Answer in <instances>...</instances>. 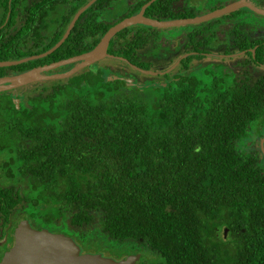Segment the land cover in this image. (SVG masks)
Listing matches in <instances>:
<instances>
[{"label": "trees", "instance_id": "obj_1", "mask_svg": "<svg viewBox=\"0 0 264 264\" xmlns=\"http://www.w3.org/2000/svg\"><path fill=\"white\" fill-rule=\"evenodd\" d=\"M87 1L38 0L15 11L14 1L4 0L0 62L46 51ZM147 1L137 0L128 15ZM101 2L77 16L53 51L1 66L0 77L90 50L108 28L98 20ZM195 2L153 0L143 15L194 17L221 5L210 2L199 13ZM243 9L219 15L238 18L226 24L224 34L214 31L217 16L179 35L180 43L166 53L158 50L159 28L130 25L115 33L107 54L156 72L147 73L148 86L108 80L100 68L94 72L86 66L64 78L14 88L17 96L10 93L14 89L1 91L3 212L32 215L40 203L44 225L77 244L95 239L105 247L157 254L140 264H264V156L258 148L264 73L250 68L264 64V35L245 30V18L238 17ZM217 36L226 43L218 54L240 56L237 72L198 62L209 56Z\"/></svg>", "mask_w": 264, "mask_h": 264}, {"label": "water", "instance_id": "obj_2", "mask_svg": "<svg viewBox=\"0 0 264 264\" xmlns=\"http://www.w3.org/2000/svg\"><path fill=\"white\" fill-rule=\"evenodd\" d=\"M93 1L94 0H89L76 11L62 37L46 51L15 61L0 62V67L14 65L32 58H39L53 51L67 36L77 16ZM152 1L153 0H148L141 5L135 14L124 17L108 27L94 47H92L90 50L46 65L36 66L14 75L0 77V92L14 89L40 79L45 80L50 78H64L78 71L79 69L92 64L96 60H99L103 57H113L112 55L106 53L108 41L115 33L133 24H142L156 28L181 26L184 24H194L210 20L219 15L226 14L239 8H246L256 13L264 14L263 9L251 5L246 0H235L222 7L194 17L156 20L145 17L142 14L144 8ZM72 62H76V64L66 71L51 75L41 74L44 71ZM133 68L138 69L136 67ZM140 71L148 74H156V72L151 71ZM166 71L167 70L159 71L158 73L161 74ZM126 84L130 85V83L127 81ZM224 234L225 229H223V235ZM13 235L15 237V245L5 251L0 259V264H133L134 260L137 258L136 255H129L119 259H113L101 253L82 252L79 245L69 235H66L62 232H50L44 228L39 230L33 229L25 220L20 221L14 227Z\"/></svg>", "mask_w": 264, "mask_h": 264}, {"label": "rangeland", "instance_id": "obj_3", "mask_svg": "<svg viewBox=\"0 0 264 264\" xmlns=\"http://www.w3.org/2000/svg\"><path fill=\"white\" fill-rule=\"evenodd\" d=\"M195 1H196L195 2V4H196L195 8L199 13H202L203 12L202 10L208 6V3H210L208 1L203 2V0H195ZM250 1L252 2V4H256L257 6H259L258 8H261V9H262V7L264 8V4H262L261 2L257 3L256 0H250ZM205 4H206V6H205ZM198 5H200V6H198ZM117 9H120V8H117ZM243 10L244 11L240 15H238V17L248 16V18H246V25L244 26V28H246L245 30H248L247 32L250 34H256V33L262 34V32L264 31V14L254 13V11H251V10L245 9V8ZM119 12H120V10L113 11V12H110L108 10V11H106V13L103 12V14L99 15L98 20L100 19V20H105L107 22H111L117 17L115 15H118ZM223 18L224 17H218L217 19H219V20H217V22H219V23H217L213 26V28H215V31L221 32V34H224L226 31V27H224V25L221 24V22L228 21V22L233 23V22L238 20V18L236 16L232 17V18L226 17L224 20H222ZM249 19H250V21L254 20V22L259 23V27H261L260 30H262V31L259 30V32H254L253 31L254 26L251 24V22L249 23V26L247 24ZM200 25H201V23H194V24H184V25L176 26V27L159 28V35H161V38H160V40H161L160 41V47L161 48L158 50L162 51L163 53L168 52L169 50L173 49V47H175L176 45H178L180 43V42H178V36L179 35H184L191 28H197ZM50 27H51V24L49 25L48 28H50ZM211 30H212V28H211ZM204 33H206V32H204ZM164 38L165 39L167 38V40H169V42H166V43L162 42L164 40ZM211 45H212L211 51H208L209 56H207V55L201 56L200 61H198L200 64H205V65L209 64L210 67H215L216 69L219 68V69H221V71L223 73H227V74L232 73V71L237 72L240 69L239 65H237V63H236L240 59L239 55L223 56V57H220L218 55V53H220L219 51L221 50L222 45H225L223 40H220L219 37L217 36L216 38H214L211 41ZM151 52H152V50L150 49V53ZM115 60L116 59H113V58L103 57L99 60H96L95 62L88 65L87 67L90 71H94V72L96 69L100 68L102 70V72L105 74V77L107 79L109 78L108 80L113 79V77H118L121 79H125L128 83H130V85H136L137 87H145V86L149 85L147 81H149L152 78V76H148L147 73L141 72L140 69H134L132 66H128V65H125L123 63H119ZM196 63H197V61L193 60L192 62H190V65L192 66L193 64H196ZM87 67H85V68H87ZM250 68L252 69L253 74L264 73V65L263 64H261V65L252 64V65H250ZM79 70H81V69H79ZM150 75H152V74H150ZM36 81H45V80L40 79V80H36ZM36 81H33V82H36ZM150 84H151V82H150ZM15 89L10 93L12 95L15 94L14 96H17L18 93H16V91H18V90H15ZM14 99H15L14 101L16 103L18 101V98L14 97ZM263 132H264V128L262 130L263 135L258 138V148L260 149L262 155L264 156V133ZM254 136L255 135H253L252 137H249V139L246 142L247 145L252 144V140L254 139ZM1 154L5 155V153H1ZM1 156H3V155H1ZM263 165H264V162H263ZM105 244L106 243L98 242L95 239H90L88 242L79 243L78 245H79L82 252L101 253V254L108 256V257H111L113 259H116V257L119 254H124L123 251H125L124 255L129 254L130 256L131 255L133 256V254H130L131 250H130V252L128 250L126 252L125 247H115V246L111 247L108 245H106V247H105ZM138 252L139 253H137V255H136L138 260H137V258L134 260L135 264H140L141 262L150 261L153 258L154 259L157 258V254L150 249L145 250V251H143V249H142V251L139 250Z\"/></svg>", "mask_w": 264, "mask_h": 264}, {"label": "flooded vegetation", "instance_id": "obj_4", "mask_svg": "<svg viewBox=\"0 0 264 264\" xmlns=\"http://www.w3.org/2000/svg\"><path fill=\"white\" fill-rule=\"evenodd\" d=\"M6 2L4 4H7L9 5V1L11 0H5ZM14 2H12V8L15 10V11H19L21 8H23L25 5L27 6L30 2H34V1H38V0H13ZM69 1H76V0H69ZM89 1V0H88ZM87 1V2H88ZM95 1V0H94ZM93 1V2H94ZM137 0H103V2H101V9L99 10V15L106 13V11H110V12H113V11H117V10H120L119 14L118 15H115L117 16L115 19L117 18H124V17H127V16H130L128 15V12L132 9V7L134 6L135 2ZM209 2L213 3L215 1H218L219 3L218 4H221L220 7L226 5V4H229L235 0H208ZM247 2H249L251 5L255 6V7H259L257 6L256 4H252V2L250 0H246ZM3 2L4 0H0V13H1V9H2V6H3ZM92 2V3H93ZM257 3H262L264 4V0H256ZM91 3V4H92ZM90 4V5H91ZM66 6V5H65ZM141 7V6H140ZM139 7V8H140ZM117 8H120V9H117ZM139 8L137 9V11L139 10ZM239 9H242V8H239ZM246 9V8H245ZM261 9V8H260ZM262 9L264 10V8L262 7ZM85 10V9H84ZM53 11V14L55 15H58L60 11H57V10H51ZM136 11V12H137ZM144 11V10H143ZM235 11V10H234ZM135 12V13H136ZM232 12V11H231ZM133 13V14H135ZM230 13V12H228ZM256 13V12H254ZM131 14V15H133ZM143 14V13H142ZM260 14V13H258ZM219 17V16H218ZM121 18V19H122ZM216 18V17H215ZM232 18V17H230ZM242 18H245V21H246V18H248V16L246 17H242ZM114 19V20H115ZM119 19V20H121ZM213 19V18H212ZM225 18H223L222 20H224ZM114 20L111 21V22H107L105 20H100V22H103V23H107L108 24V27H110L111 25H113L114 23ZM118 20V21H119ZM117 21V22H118ZM251 22V24L254 26L253 28V31L254 32H259L260 28L259 27V23H256L254 22V20H251L250 19L248 20V25L249 23ZM112 23V24H111ZM116 23V22H115ZM221 24L224 25V27H226V29L228 28V26H226V24H229L231 25V22H228V21H223L221 22ZM2 25V24H1ZM0 25V26H1ZM133 25H142V24H133ZM146 26V25H144ZM214 31H215V28H214ZM262 31V30H260ZM218 32V31H216ZM263 35H264V31L262 32ZM113 37V36H112ZM111 39V38H110ZM111 41V40H110ZM109 43V41H108ZM226 44V43H225ZM108 45V44H107ZM221 46V45H220ZM223 47V45H222ZM221 47V48H222ZM107 48V47H106ZM107 53V52H106ZM220 57L222 56H227L229 54H218ZM107 58H110V57H107ZM114 59H117V58H114ZM261 65V64H260ZM264 65V64H263ZM1 161V160H0ZM1 198V196H0ZM33 213H31L32 215L30 214H27L25 211H16V212H13V211H8V212H3L4 210L2 209V202L0 201V259L1 257L3 256V254L5 253V251L14 246L15 245V237L13 235V229L14 227L20 222V221H23L25 220L28 225L33 228V229H36V230H39V229H47L49 230L50 232H60V231H56L55 228H52L50 226V224L48 225H44V222H43V209H42V206L41 204L39 203L38 205H35L33 208ZM34 213L36 214L37 213V216L34 217ZM53 222H55L53 220ZM71 237V236H70ZM72 238V237H71ZM73 239V238H72ZM75 240V239H73ZM137 253H139L138 251L137 252H133V253H130V254H133V255H137ZM125 254V253H124ZM124 254H121L119 257H116V259H119V258H122L124 256H128L129 254L127 255H124ZM132 256V255H131ZM140 257V256H139ZM138 260V258H137ZM133 264H135L133 262Z\"/></svg>", "mask_w": 264, "mask_h": 264}]
</instances>
